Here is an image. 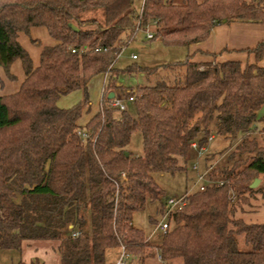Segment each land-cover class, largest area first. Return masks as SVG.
Masks as SVG:
<instances>
[{
    "label": "trees",
    "instance_id": "1",
    "mask_svg": "<svg viewBox=\"0 0 264 264\" xmlns=\"http://www.w3.org/2000/svg\"><path fill=\"white\" fill-rule=\"evenodd\" d=\"M230 23L264 24V0H143L139 11L133 0H0V68L11 80L10 67L20 60L25 74L17 93L0 96V252L55 242L59 264H108L107 252L120 247L128 264L157 255L164 264H264V221L234 218L246 195L264 194V149L250 139L264 105V67L257 65L264 42L250 50L256 63L244 67L185 58L114 69L137 28L153 30L149 41L187 47ZM37 27L57 44L43 47L33 68L17 35ZM161 69L167 74L159 76ZM120 73L158 78L127 91L134 116L109 106L108 95L124 90ZM99 75L100 110L80 126L91 108L88 84ZM76 91L77 104L56 105ZM212 124L235 145L228 160H236L212 169L205 163L209 181L222 185L189 194L153 246L132 225L135 213L164 195L152 174L182 171L190 144L204 147ZM135 132L142 137L139 157L126 149ZM255 179L261 185L253 190ZM240 236L248 251L238 249Z\"/></svg>",
    "mask_w": 264,
    "mask_h": 264
},
{
    "label": "rangeland",
    "instance_id": "2",
    "mask_svg": "<svg viewBox=\"0 0 264 264\" xmlns=\"http://www.w3.org/2000/svg\"><path fill=\"white\" fill-rule=\"evenodd\" d=\"M202 1V0H198ZM143 0H133V7L136 11L141 9ZM98 16H100L98 14ZM44 35V30H39ZM145 32L154 33L151 29L145 31L137 30L133 36V40L123 48L119 57L117 58L114 69L123 71L127 67L134 65L141 68H154L162 65L180 63L185 60L186 48L182 46L166 45L160 40L149 41L146 40ZM31 39V35L25 34ZM45 37V35H44ZM41 42H44L46 38H42ZM34 49L39 48L40 44L35 41L30 43ZM42 44V43H41ZM135 56V60L131 58ZM167 74V71L159 70V76ZM158 78L156 76L146 80L141 75H128L120 73L118 76V83L123 86V91H115V98L120 100L127 108L130 115L134 116V109L132 102L128 101L127 91L134 89L138 85H152ZM103 76L99 75L94 77L88 86V94L93 103H97L101 96V89H103ZM69 101L67 104L73 106L79 100H82L81 91L69 94L65 98ZM258 122H256V128L250 136V139H254L258 149H264V123L260 120L264 118V105L257 112ZM212 139L204 146L205 152L199 156L197 151L189 149L188 156L185 162H182L184 169L175 174H152L153 180L156 185L163 191L164 195L158 201L146 203L143 211L137 212L133 215L132 225L141 230L145 234L147 241L156 246L160 243L161 234L155 231L156 224L162 219L161 209H163L165 199H179L186 194V192L192 193L198 188L197 179L200 175L206 174L205 163L208 167L222 168L231 167L233 165V159L228 160V157L235 151V145L230 148L228 140L217 136L214 130V124L211 125ZM127 151L132 157H139L142 154V137L139 132L133 133L130 142L127 146ZM197 167L195 171L193 168ZM209 168H207L209 170ZM259 179H261L259 177ZM261 185V181L259 183ZM259 185L255 188L257 189ZM254 190V189H253ZM246 202H239L236 207L234 218L242 219L246 223H262L264 221V194L261 192H255L250 195H246ZM236 202V201H235ZM154 221V222H153ZM237 246L241 251H248L249 249L244 245L243 238L240 236L237 238ZM57 243L55 242H26L23 245L21 253L16 251H1L0 252V264H17L18 262H24L25 264H31L37 262V264H59V255L56 250ZM120 250H109L106 255V262L108 264H114L119 258ZM131 260L129 258L128 264ZM135 263V260H132ZM147 264H164L157 259L150 260Z\"/></svg>",
    "mask_w": 264,
    "mask_h": 264
},
{
    "label": "crops",
    "instance_id": "3",
    "mask_svg": "<svg viewBox=\"0 0 264 264\" xmlns=\"http://www.w3.org/2000/svg\"><path fill=\"white\" fill-rule=\"evenodd\" d=\"M41 29L44 30L45 37L39 31ZM28 35H31V39L27 37V35H25L24 33H19L17 35V41L29 55L32 62V67L36 68L39 65L40 53L42 48L45 46H54L57 44V42H55L49 36L47 30L43 27L31 28L29 30ZM42 38H46V40H44V42H41ZM31 41L39 43V48L34 49V47L30 44ZM261 42H264V24H222L213 27L210 30L208 37L204 41L191 44L185 47V57L188 58L190 61L197 63H223L231 61L238 62L241 64L242 67H244L246 64L256 63L254 55L250 53V50L254 49ZM257 65L260 67H264V60H261ZM9 72L10 75L13 76V79L11 80L8 79L4 71L0 68L1 97L10 96L17 93L22 82L25 79V74L20 60H16L12 63ZM104 83L105 76H103V85ZM102 94L103 89H101V96L97 103H93L89 97L91 108L89 112L83 113L82 117L78 122L80 126L86 125L89 119L100 110V101L102 98ZM66 96H62L58 99L56 105L59 108L68 109L72 107L67 104L69 101L65 99Z\"/></svg>",
    "mask_w": 264,
    "mask_h": 264
},
{
    "label": "built area",
    "instance_id": "4",
    "mask_svg": "<svg viewBox=\"0 0 264 264\" xmlns=\"http://www.w3.org/2000/svg\"><path fill=\"white\" fill-rule=\"evenodd\" d=\"M137 30H139V29L137 28ZM145 34H146V37H145L146 40L152 39V37H153L152 33L145 32ZM72 53H74L73 50H72ZM131 58L133 60H135V56H131ZM128 101L133 102V97H128ZM109 106L111 108L117 109L120 112H123L127 109L126 106L120 100L116 99L115 97L112 100H109ZM82 137L84 138L85 136H82ZM211 139H212V136L208 139V141H210ZM189 148L197 151L199 156L205 152V148L204 147L198 148L196 143L190 144ZM193 169L196 171L197 167L194 166ZM197 183L199 186L194 191H196V190L197 191H204L207 186H210L212 184H215L216 186L222 185V182H219V181H217V182L209 181V179L207 178V172L205 175L198 176ZM189 194H191V193L186 192V194L179 199H169V198L165 199V203H164V206L162 209V219L160 220V222H158L156 224L155 231H158L161 235H164L167 232V230L169 229V217L173 213L180 211L185 206L186 197ZM77 235L78 234H75L74 236H77ZM129 258H130V256L128 255V253L126 252L124 247H120L119 258L117 259V261L114 264H125L126 262H128ZM157 259H158V261L163 263V261L159 255H157Z\"/></svg>",
    "mask_w": 264,
    "mask_h": 264
},
{
    "label": "water",
    "instance_id": "5",
    "mask_svg": "<svg viewBox=\"0 0 264 264\" xmlns=\"http://www.w3.org/2000/svg\"><path fill=\"white\" fill-rule=\"evenodd\" d=\"M114 98V94H109L108 95V97H107V99L108 100H112ZM125 156L127 157L128 156V153H125ZM259 183H260V180L259 179H255L252 183H251V185H250V188L251 189H255L258 185H259Z\"/></svg>",
    "mask_w": 264,
    "mask_h": 264
}]
</instances>
